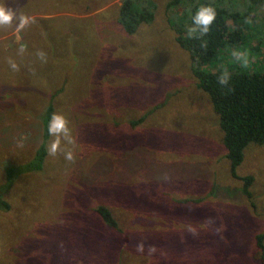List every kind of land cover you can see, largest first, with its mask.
Returning a JSON list of instances; mask_svg holds the SVG:
<instances>
[{
  "label": "rangeland",
  "instance_id": "374dc122",
  "mask_svg": "<svg viewBox=\"0 0 264 264\" xmlns=\"http://www.w3.org/2000/svg\"><path fill=\"white\" fill-rule=\"evenodd\" d=\"M122 1L0 0L18 15L21 2L30 5L25 15L35 20L22 30L0 27V188L4 168L16 167L2 194L8 207L0 205V264H260L253 239L264 231V145L247 147L237 169L254 177L251 208L229 174L217 115L196 88L189 54L174 41L184 8L149 0L153 22L126 35ZM248 2L229 6L241 12ZM253 13L250 40L201 69L243 64L233 51L250 70L264 68V0ZM50 104L68 118L74 142L62 139L45 168L18 174L40 143ZM141 180L150 189L141 196L157 210L138 196ZM96 205L109 208L116 229ZM160 212L163 226L151 228Z\"/></svg>",
  "mask_w": 264,
  "mask_h": 264
},
{
  "label": "trees",
  "instance_id": "16d2710c",
  "mask_svg": "<svg viewBox=\"0 0 264 264\" xmlns=\"http://www.w3.org/2000/svg\"><path fill=\"white\" fill-rule=\"evenodd\" d=\"M212 1L193 0V4H188V0H169L166 7L170 10L172 7L182 6L185 10L182 16L178 14L177 19L180 22L174 25L171 23L176 34L174 41L189 54L196 88L207 95L213 113L217 115L229 174L231 178L241 181L242 194L253 208L250 186L254 181V177L252 175L239 176L237 169L243 162L244 151L247 147L264 145V68L259 71L250 70L243 64L233 66L232 70L227 71L231 77L228 84L222 86L218 81V77L224 72L222 67H217L212 71L211 69L203 70L201 66L210 62L218 63L217 61L222 60L219 57L221 51L225 52L229 47L240 48L248 42V39L250 40L251 37L248 38L245 29L249 27V21L253 20L250 15L254 14L253 12L261 5L263 0H248L247 6L241 12L230 8V0ZM29 3L32 5V1ZM30 5L21 2V8H19L21 13L24 12L25 15L29 12L26 7L33 10ZM207 5H211L216 9V18L210 27L209 33L202 38H189L187 28L192 25L193 16L201 6ZM154 11L155 8L149 0H123L119 8L118 24L126 35H133L141 25L153 22ZM228 20L232 21V27L228 25ZM53 113L54 107L50 104L42 116L40 143L32 159L23 165H19V167H22L19 168L18 174L24 171L38 172L45 168L48 148L52 138L48 133V125ZM143 119L144 116L139 121H131L130 124L136 125ZM12 168L16 169V167L4 168L8 184L0 188V205L5 208L8 205L2 200V194L5 188L11 184ZM135 189L140 198L154 200L151 197L141 196L148 194V190H150L148 180L137 182ZM209 190L212 191V187ZM202 198H198L196 202L191 201V203H202ZM151 203L156 205L154 201ZM92 211L107 227L117 228V219L109 208L96 205ZM162 214L164 213L160 212L161 216L154 218L151 228H153V225L154 228L163 226L164 216ZM253 240L255 241L254 247L259 253V263L264 264V231L257 233Z\"/></svg>",
  "mask_w": 264,
  "mask_h": 264
},
{
  "label": "clouds",
  "instance_id": "9594fccd",
  "mask_svg": "<svg viewBox=\"0 0 264 264\" xmlns=\"http://www.w3.org/2000/svg\"><path fill=\"white\" fill-rule=\"evenodd\" d=\"M216 18V9L211 6H201L195 13L192 18V25L188 26L187 28V35L189 38H202L206 36L209 31L210 27L213 24ZM35 20L32 17H29L24 14H17V10L11 6H6L3 3H0V27H12L15 24V27L18 30L24 29L30 23H34ZM198 34V35H197ZM206 44V42H205ZM26 49L25 45H21L19 51L23 53ZM233 57L237 61H242L243 64H247V57L246 55L233 51ZM37 56L41 60H46V54L43 51H38ZM9 65L14 71H19V66L12 61L9 60ZM230 74L225 70L222 74L218 77L219 83L224 86L227 85L230 80ZM69 120L68 118L63 115L62 113H53L48 125V133L50 136L54 137L50 146L48 148V154L50 156L55 157L58 152L61 151V140L63 139L67 143H73L71 129L69 127ZM22 141H21V145ZM64 158L67 161L74 162L75 155L71 150L64 151ZM209 223H212L209 220ZM139 251H143L142 245L138 246Z\"/></svg>",
  "mask_w": 264,
  "mask_h": 264
},
{
  "label": "crops",
  "instance_id": "0c3cea01",
  "mask_svg": "<svg viewBox=\"0 0 264 264\" xmlns=\"http://www.w3.org/2000/svg\"><path fill=\"white\" fill-rule=\"evenodd\" d=\"M152 205H154V204H152ZM155 208H156V210L159 208V204L158 203L155 205Z\"/></svg>",
  "mask_w": 264,
  "mask_h": 264
}]
</instances>
